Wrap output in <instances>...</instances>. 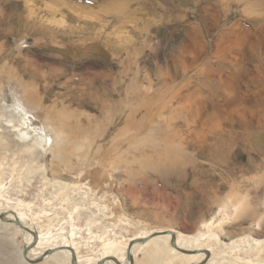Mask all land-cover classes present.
Returning <instances> with one entry per match:
<instances>
[{
	"label": "rangeland",
	"instance_id": "1",
	"mask_svg": "<svg viewBox=\"0 0 264 264\" xmlns=\"http://www.w3.org/2000/svg\"><path fill=\"white\" fill-rule=\"evenodd\" d=\"M258 98L264 0H0V209L75 231L84 261L107 240L173 230L210 248L207 264H264V109L230 106ZM24 121L36 146L9 128ZM10 225L0 264H28ZM136 255L189 263L152 245Z\"/></svg>",
	"mask_w": 264,
	"mask_h": 264
},
{
	"label": "bare ground",
	"instance_id": "2",
	"mask_svg": "<svg viewBox=\"0 0 264 264\" xmlns=\"http://www.w3.org/2000/svg\"><path fill=\"white\" fill-rule=\"evenodd\" d=\"M252 59H253V63H254V66L255 67L258 66V65H256L255 62H259V63L261 62L262 63L261 56H252ZM243 100H245V99H243ZM230 106H237L235 109L238 110V111H241V108H242V110H244L243 112L246 111L251 116L252 115L254 116L255 114L263 111V109H264V99L258 98V100L252 101L251 107L245 106L244 102H242V101H241V104L238 101H235V102L233 101L232 102V105H230ZM209 121H211V120H209ZM251 124L252 123L245 124L244 125L245 129H249ZM22 126H24V127L26 126V122L25 121H24V123L22 122V124H20L18 127L13 126L12 123L9 125V128H11L12 131L17 134V143H21V144L28 145V146H36V141L30 139L27 130H25L24 127H22ZM262 128L264 129V127H262ZM240 136L241 135H239V138H240ZM249 139H250V137L247 138V137H243L242 136V141H244V142L247 141V140H249ZM41 140H42V144L43 145L44 144L46 145L44 148H46L47 146H49V139H48L47 136H44V135L41 136ZM230 145L232 146V144H230ZM230 149L232 150V148H230ZM5 204H7V206L1 207L3 209H0V214H6V215H8L4 219L5 222H7V225L8 224L10 225L9 222H11V221L13 222L15 220V216L12 214V212H13L18 217V219L24 224V226H26V227H28V228H30V229H32V230H34L36 232L37 229L35 230V228L32 227L31 224L25 222V220H24V214L22 213V210L20 208H17L16 205L12 204L11 202H5ZM0 205H2V204H0ZM10 226L16 228V226H14L13 224H11ZM16 229L17 230H20L18 228H16ZM20 231L23 232V234L26 236V243H25L26 245H28L31 242H33L34 237H33L32 234H30L27 231L26 232L25 231H22V230H20ZM165 231H173V230H159V231H153V232H146L144 234H141L140 236L138 235V236H135V237H130L129 239H125L124 242H123V240L122 241H118V240L117 241L116 240H114V241L107 240L105 242L104 247H103L102 251L100 252L99 256L96 257V258H94V257L88 258V261H91L92 262V263L90 262L91 264H97L100 260H103L105 258L115 257L122 264H129V261L127 260L126 255H127V250H128V246H129V243L130 242H132L134 240L146 239L150 235L155 234L156 232H165ZM173 232H175V231H173ZM36 233L38 234V239H37L36 246L33 249H31L30 252L28 253V257L30 259H33L34 260V259L38 258L44 252H46L48 250L62 249L61 251H58V252H56L55 254H53L51 256H48L46 260L53 259L56 263L62 264L63 262H65L68 259L70 261V262H68V264H71V256H72V253H71L70 249H74L76 251V255H77V258H78V264H87L88 261L82 260V258L79 256L78 246L76 244V242H77V240H78L79 237H78V233H76L75 231H71L70 234L68 233V236L67 237L64 236L63 234H59L60 231H59L58 234H55V235L49 234V232L48 233H45V232H39L38 231ZM50 233H52V231H50ZM170 240H171V236L170 235H164V236H159L157 238H154V239L148 241L145 244H140V243L139 244H136L133 247V249H132V254L134 256L135 262H136V258H137V255H136L137 250L139 248L148 247L149 245H152L153 248L158 253H162L163 251L169 249L174 255H181L185 259H188L189 260V263L188 264H198V263H201L204 260L205 254H203L202 252L196 253V254H193V253L192 254H182V253L178 252L175 248H173L170 245ZM177 243H178V247L181 248V249H183V250H189V252H199V251L209 250L211 252V255H212V250L210 248L196 247L193 244L194 243V239H192L190 241V244H189V243H186L185 240H182L177 235ZM253 244H255V243H253ZM163 247H164V249H163ZM249 249L250 248H248V250ZM38 250H41V251L38 252ZM106 264H115V263L112 262V261H109Z\"/></svg>",
	"mask_w": 264,
	"mask_h": 264
},
{
	"label": "water",
	"instance_id": "3",
	"mask_svg": "<svg viewBox=\"0 0 264 264\" xmlns=\"http://www.w3.org/2000/svg\"><path fill=\"white\" fill-rule=\"evenodd\" d=\"M12 214L15 216V220L12 222H9L10 224H13L14 226H16L17 228H19L22 231H27L30 234L33 235L34 240L33 242H31L28 245H25L22 251V257L25 259V262H27L28 264H40L42 262H44L48 256H51L53 254H55L58 251H61L62 249H57V250H48L46 252H44L40 257L36 258V259H30L28 257V253L30 252L31 249H33L36 246L37 243V239H38V234L24 226V224L18 219V217L15 215V213L12 212ZM8 215L6 214H0V220L5 222V217H7ZM164 235H170L171 236V240H170V245L175 248L178 252L182 253V254H196V253H200L202 252L203 254H205V258L201 263L198 264H206L208 262V260L211 257V252L209 250H204V251H199V252H189V250H183L181 248L178 247V243H177V235L175 232L173 231H165V232H156L155 234L150 235L148 238L146 239H140V240H134L132 242L129 243L128 246V250H127V260L129 261V264H135V259L134 256L132 254V249L136 244H145L148 241L157 238L159 236H164ZM72 256H71V264H78V258L76 255V251L74 249H70ZM112 261L115 264H122L117 258L115 257H111V258H105L103 260H100L97 264H106L107 262Z\"/></svg>",
	"mask_w": 264,
	"mask_h": 264
}]
</instances>
